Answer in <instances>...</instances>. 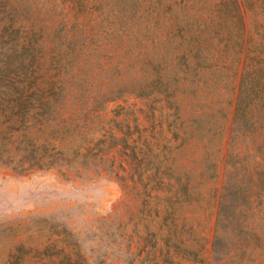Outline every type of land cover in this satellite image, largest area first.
Instances as JSON below:
<instances>
[{
  "label": "rangeland",
  "instance_id": "rangeland-1",
  "mask_svg": "<svg viewBox=\"0 0 264 264\" xmlns=\"http://www.w3.org/2000/svg\"><path fill=\"white\" fill-rule=\"evenodd\" d=\"M232 1L58 0L42 25L38 85L73 81L69 106L81 121L53 166H0V264H201L173 247L168 256L169 212L184 247L200 241L209 261L240 75L264 72V0H236L243 22ZM70 46L81 55L62 59ZM137 73L146 95L124 92L101 107L103 92L136 86ZM259 209L244 264H264Z\"/></svg>",
  "mask_w": 264,
  "mask_h": 264
},
{
  "label": "trees",
  "instance_id": "trees-1",
  "mask_svg": "<svg viewBox=\"0 0 264 264\" xmlns=\"http://www.w3.org/2000/svg\"><path fill=\"white\" fill-rule=\"evenodd\" d=\"M232 2L236 5V18L243 22L238 1ZM58 6V0H0V166L19 171L53 166L65 155L63 142L67 132L81 121L78 109L70 111L78 107L69 106L75 99L73 81L60 78L49 87L38 85V72L46 54L42 25L54 18ZM63 11L58 14L63 16L61 23L69 20ZM81 51L80 47L70 46L60 49L58 54L69 61L79 58ZM137 75L136 86L126 85L115 93L103 92L101 107L124 92L146 95L143 77ZM157 78L156 83H162L168 90L170 84L165 81V75L160 74ZM92 115L91 111H83V117L91 118ZM96 117L97 114L93 115ZM50 150L56 154H48ZM213 170L212 178H219L215 173L219 172V166L214 164ZM145 194L151 196L152 191L145 189ZM263 203L264 72L257 67L249 70L245 66L240 75L229 151L216 201L211 257L206 262V245H200V241L196 243V249L184 247L183 231L177 228L173 212L168 213L173 220V229L164 239L168 256L169 247H173L182 257L195 263L244 264L241 256L253 255L259 231L256 216H261L259 207ZM163 226H159V232ZM174 239L180 241L175 243ZM147 244L134 256L145 252Z\"/></svg>",
  "mask_w": 264,
  "mask_h": 264
}]
</instances>
